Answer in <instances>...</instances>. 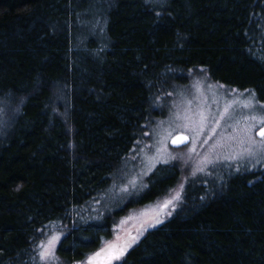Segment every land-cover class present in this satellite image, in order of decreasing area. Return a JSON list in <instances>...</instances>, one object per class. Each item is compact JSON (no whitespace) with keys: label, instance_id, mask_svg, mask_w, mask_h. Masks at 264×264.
I'll list each match as a JSON object with an SVG mask.
<instances>
[{"label":"trees","instance_id":"trees-1","mask_svg":"<svg viewBox=\"0 0 264 264\" xmlns=\"http://www.w3.org/2000/svg\"><path fill=\"white\" fill-rule=\"evenodd\" d=\"M199 71L264 104V0H0V264H41L55 227L63 264L97 250L86 209ZM210 186L114 264H264V162Z\"/></svg>","mask_w":264,"mask_h":264},{"label":"rangeland","instance_id":"rangeland-1","mask_svg":"<svg viewBox=\"0 0 264 264\" xmlns=\"http://www.w3.org/2000/svg\"><path fill=\"white\" fill-rule=\"evenodd\" d=\"M201 114L205 118L202 128ZM260 118H264V104L252 91L216 82L203 71L194 73L189 84L176 90L168 115L151 125L134 143L129 161L112 175L105 191L90 202L82 218L109 225L97 250L71 264H87L90 256L110 244L124 246L127 242L133 247L148 230L181 209L184 190L189 185L204 184L208 189L230 171L261 165L264 136H256V131L264 126ZM177 132L187 133L190 142L173 148L169 139ZM165 164L176 165L177 184L147 201L145 196L154 182L153 175L156 171L163 175L160 167ZM167 201L171 203L163 207ZM61 232L56 227L48 229L35 244L38 252L42 243L52 236L59 239ZM132 237L138 239L132 242ZM57 241L53 257L41 259V264H63L56 253ZM122 257L110 262L102 257L96 264H114Z\"/></svg>","mask_w":264,"mask_h":264},{"label":"snow or ice","instance_id":"snow-or-ice-1","mask_svg":"<svg viewBox=\"0 0 264 264\" xmlns=\"http://www.w3.org/2000/svg\"><path fill=\"white\" fill-rule=\"evenodd\" d=\"M204 116L203 114H201V120H200V127L202 128L203 126V122H204ZM253 119H257L256 117H253ZM260 123L262 125H264V118H260ZM197 134H198V130H197ZM261 136H264V127H262L261 132H260ZM186 137H177L176 139L173 140L174 144H179L184 142V140H186ZM194 151V149H193ZM168 203H171V201H167L165 202V204L163 205V207H166ZM157 223H159L160 221L157 220ZM132 242H135L138 237H132ZM58 240L57 236H52L49 238V240L47 241V243H42L41 244V251H40V258L41 259H48L49 257H53V245L55 243V241ZM131 247L130 243H125L124 246H121L119 244H110L108 245L106 248L101 249V251L93 254L92 256H90L88 258V262L87 264H96V262H98L102 257L105 261L110 262L112 260H117L120 259L128 250V248Z\"/></svg>","mask_w":264,"mask_h":264},{"label":"water","instance_id":"water-1","mask_svg":"<svg viewBox=\"0 0 264 264\" xmlns=\"http://www.w3.org/2000/svg\"><path fill=\"white\" fill-rule=\"evenodd\" d=\"M263 127H264V126H263ZM261 129H262V127L259 128V129L256 131V136H257V137H261V135H260ZM177 137H186L187 139L184 140V142H182V143L174 144V143H173V140L176 139ZM189 142H190V136H189L187 133H185V132H177V133H175L174 135H172L171 138L169 139V145H170L171 147H173V148L182 147V146L188 144Z\"/></svg>","mask_w":264,"mask_h":264}]
</instances>
